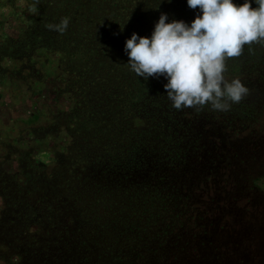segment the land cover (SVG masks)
<instances>
[{"label": "rangeland", "instance_id": "1", "mask_svg": "<svg viewBox=\"0 0 264 264\" xmlns=\"http://www.w3.org/2000/svg\"><path fill=\"white\" fill-rule=\"evenodd\" d=\"M35 2H41L49 15V25L69 19L67 29L48 26L46 34L59 43L61 39L69 43L71 37L70 45L47 43L49 47L42 49L33 43L28 23L37 15ZM234 3L240 5L244 0ZM162 13L168 15V22L175 19L191 24L198 9H190L186 0H0V224L5 223L4 213L12 210L10 203L17 204L22 213L26 211L19 201L18 182L31 180L38 186L43 176L70 178L71 188L74 185L77 190L71 194L63 188L61 196L64 193L68 199L62 205L68 203V196H87L85 203H77L78 213L66 215L54 196L37 188L32 203L47 202L35 208L37 218L16 222L15 232L9 236L3 231L9 223L0 225V264H18L24 251H41L60 243L74 228L89 232L101 228L92 239L107 253L105 262L134 245L131 228L150 231L155 227L147 223L146 198L135 193L138 191L126 192L113 171L139 161L142 134L156 128L158 117L170 106L164 89L167 80L138 77L127 65L124 52L133 33L151 36ZM230 59L225 62L227 68L232 65ZM225 112L231 117L232 113ZM241 124L252 135L236 144L229 140L231 147H226L229 158L238 160L240 167L241 222L233 239L236 246L224 253L229 236L218 244V264H264V110L253 121L240 120ZM63 127L78 135L80 142L67 150L62 164L61 157L54 161V153L69 144L66 132L61 136L67 142L58 137ZM34 134L40 136L37 142ZM88 147L92 157L87 164L84 154ZM48 205L56 211L52 220ZM88 218L93 224L85 223ZM104 228L109 229L102 231ZM125 229L128 233L118 238Z\"/></svg>", "mask_w": 264, "mask_h": 264}, {"label": "trees", "instance_id": "2", "mask_svg": "<svg viewBox=\"0 0 264 264\" xmlns=\"http://www.w3.org/2000/svg\"><path fill=\"white\" fill-rule=\"evenodd\" d=\"M252 7L257 5L253 3ZM33 9L37 15L28 23L33 43L42 49H47L49 44H63L62 39L59 43L47 37L49 15H46L41 2H35ZM56 11L59 12L60 8ZM67 40L69 43L65 41L64 44L70 45L74 39L69 37ZM230 60L231 67H226L223 73L225 79H239L248 89L247 95L239 103L231 104L227 110L232 113L231 117L225 111L212 110L210 105L199 110H176L170 102L163 115L158 117L160 121L156 128L151 127L142 134V157L139 161L134 160L125 169L113 171L114 178L124 186L126 192L138 191L135 193H140L142 199L146 198L144 205L150 215L147 223L150 227V222L155 226L152 230H142L139 226L131 228L129 236L134 245L112 254L109 261L104 262L107 253L97 248L96 238L92 239L95 231L101 228L90 232L88 229L84 231L74 228V231L65 234L64 241L60 243L41 251H24L18 264H218L220 256L216 254L221 253L218 244L225 236H229L228 249L224 253L232 245L236 246V240L233 239L238 235L241 222L238 210L242 205L243 189L240 167L236 163L238 160L229 158L226 147H231V144L228 145L229 140L236 144L252 135L243 124L239 126L240 120L253 121L264 110V106H261L264 98V39L244 45L242 54ZM66 127L61 129L58 137L61 142H67L61 136L66 132L70 142L64 151L54 153V161L61 157L62 164L67 160V150L80 142L78 135ZM34 136L37 142L40 136ZM83 142L89 143V140L83 139ZM90 150L91 147H88L84 154L87 164L92 157ZM18 184L19 196L32 198H20L21 206L26 209L24 213L18 209L17 204H9L12 210L4 213L2 219L5 223L0 224L5 227L9 223L8 227L3 228L8 236L14 234L16 222L23 224L22 220L37 218L35 208L39 203L47 205L46 199L32 203L37 188L54 196L55 202L60 203L66 215L78 213L77 203H85L87 199L86 195L80 194L73 198L68 196V203L62 205L68 199L64 193L61 196L63 188L71 194L77 190L74 185L71 188L70 178L43 176L38 186H33L31 180L26 181V184ZM47 207L48 218L50 216L52 220L56 211L50 205ZM85 223L93 224V221L88 218ZM126 232V229L121 231L118 238L126 235ZM82 235L89 236L91 241ZM26 254L28 258L24 260Z\"/></svg>", "mask_w": 264, "mask_h": 264}, {"label": "clouds", "instance_id": "3", "mask_svg": "<svg viewBox=\"0 0 264 264\" xmlns=\"http://www.w3.org/2000/svg\"><path fill=\"white\" fill-rule=\"evenodd\" d=\"M171 0H169V3ZM198 9L191 24L161 14L150 37L133 33L125 42L128 64L138 77H163L164 89L176 110L203 108L227 111L248 89L223 73L228 58L239 57L243 46L264 39V0H186ZM255 3L257 7H252ZM68 18L59 25L67 29Z\"/></svg>", "mask_w": 264, "mask_h": 264}]
</instances>
